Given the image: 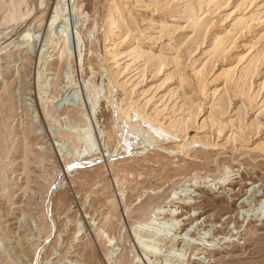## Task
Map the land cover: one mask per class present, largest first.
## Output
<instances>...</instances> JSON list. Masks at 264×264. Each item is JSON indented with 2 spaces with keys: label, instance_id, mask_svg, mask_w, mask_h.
Listing matches in <instances>:
<instances>
[{
  "label": "rangeland",
  "instance_id": "1",
  "mask_svg": "<svg viewBox=\"0 0 264 264\" xmlns=\"http://www.w3.org/2000/svg\"><path fill=\"white\" fill-rule=\"evenodd\" d=\"M211 7L0 0V264H264V0Z\"/></svg>",
  "mask_w": 264,
  "mask_h": 264
},
{
  "label": "bare ground",
  "instance_id": "2",
  "mask_svg": "<svg viewBox=\"0 0 264 264\" xmlns=\"http://www.w3.org/2000/svg\"><path fill=\"white\" fill-rule=\"evenodd\" d=\"M228 1H230V0H211V5H212V7H214V8H216V9H219L220 7H222V5H225L226 4V2H228ZM250 1V0H249ZM254 1H256L257 2V0H254ZM249 3H252V2H249ZM253 4V3H252ZM211 7V8H212ZM213 9V8H212ZM241 19V18H240ZM238 20V22L236 23L237 24V26H241V28H236V29H238V30H242V26H244V20L243 19H241V20ZM247 19V18H246ZM245 19V20H246ZM251 19V18H250ZM249 18L247 19L248 21L250 20ZM207 22H206V19H205V21L203 20V21H198V22H196L195 24H193V26H192V29L194 30V32L197 34L196 35V37L197 36H199L200 35V33L201 32H203V30L205 29V27H206V24ZM245 25H246V23H245ZM236 26V27H237ZM243 29H246V28H243ZM206 30V29H205ZM243 31H241V33H242ZM199 34V35H198ZM202 35L204 34V33H201ZM202 35H200V36H202ZM203 37V36H202ZM236 37V36H235ZM232 40H233V37H232ZM231 39H228V40H225V39H221V41L217 44V46H216V57H221V55L226 51V49L227 48H229V47H232L231 46ZM232 44L234 45V43H233V41H232ZM229 46V47H228ZM263 46V45H262ZM259 53L260 52H258V55H259ZM261 54V53H260ZM257 56H255L254 58H256ZM259 58H260V55L258 56ZM258 60V59H257ZM216 61H217V59H216ZM254 61V60H253ZM253 61H251V62H253ZM255 61H256V59H255ZM254 61V62H255ZM260 61V60H259ZM253 62V63H254ZM258 62V61H257ZM251 64L252 63H250V65L248 66V67H246V72H247V74H249V76H251L250 75V73L252 74V72L254 71H252L251 70V68H253V67H250L251 66ZM256 64V63H255ZM258 64V63H257ZM253 66V65H252ZM256 66V65H255ZM255 66H254V69H255ZM254 75V74H253ZM248 77V76H247ZM246 77V78H247ZM231 79V78H230ZM232 83V82H231ZM238 93V92H237ZM221 101V100H220ZM222 101H223V99H222ZM221 104H224V103H221ZM226 105V104H225ZM228 107V106H227ZM219 113H221V111L219 112ZM219 113H217V114H219ZM148 123V122H147ZM151 125V124H150ZM150 125H148L149 127H150ZM145 126V125H144ZM150 128H152V127H150ZM141 130V129H140ZM147 130V129H146ZM151 130V129H150ZM152 130H153V128H152ZM157 130V129H156ZM157 131H160L161 132V130L160 129H158ZM155 132V131H154ZM139 134H140V132H138Z\"/></svg>",
  "mask_w": 264,
  "mask_h": 264
}]
</instances>
